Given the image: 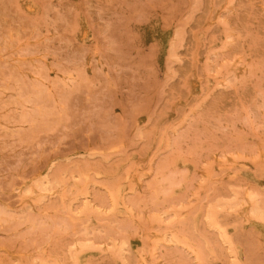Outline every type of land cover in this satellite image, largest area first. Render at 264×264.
<instances>
[{
    "label": "rangeland",
    "instance_id": "obj_1",
    "mask_svg": "<svg viewBox=\"0 0 264 264\" xmlns=\"http://www.w3.org/2000/svg\"><path fill=\"white\" fill-rule=\"evenodd\" d=\"M0 264H264V0H0Z\"/></svg>",
    "mask_w": 264,
    "mask_h": 264
}]
</instances>
